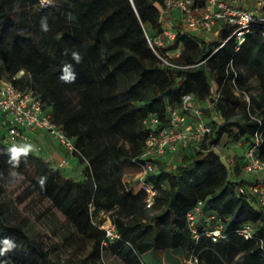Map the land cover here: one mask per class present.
<instances>
[{
	"label": "trees",
	"instance_id": "1",
	"mask_svg": "<svg viewBox=\"0 0 264 264\" xmlns=\"http://www.w3.org/2000/svg\"><path fill=\"white\" fill-rule=\"evenodd\" d=\"M39 1L0 0V70H7L9 78L24 71L12 79L15 85L31 86L40 93L52 119L73 138L79 151L76 157L88 164L85 163L86 177L79 181L65 177L33 151L21 157L17 170L47 194L80 235L93 240L96 254L103 248L102 241L107 240L113 250L122 252L125 264H147L141 256L143 252L169 247H183L186 254L193 250L198 264H264V208L236 190L237 185L247 181L239 178L243 160L240 165L231 163L214 149L224 134L235 141L241 138L246 146L259 134L257 154L264 159L262 28L253 23L238 48L234 36L227 38L233 30V25L227 23L219 41H196L192 34L176 31L175 43H181L182 50L181 60L173 61L193 64L178 68L163 63L153 52V48H161L151 46L147 39L148 30H163V0H64L65 6L53 9H47L52 5L40 7ZM42 18L47 19L46 32L40 26ZM223 40L213 52V45ZM73 51L81 55L80 63L72 60ZM207 61L209 66L205 65ZM238 62L255 73L261 89L259 100L251 98L238 84L243 81L241 73L229 68L230 63ZM66 63L75 69L74 83L59 79ZM233 83L248 93V103L234 94ZM69 92L78 96L71 107L66 102ZM187 93L193 97L191 102L197 99L208 103L211 108H204L206 115L213 113L212 122H208L211 131L198 143L205 149L189 153L187 150L197 146L191 144L167 152L164 157L150 158L157 164V171L145 176L156 189L150 208L156 203L162 208L144 220L150 209L143 202L146 191L127 186L120 178L96 180L99 178L94 166L102 157L113 159L115 164L125 159L137 164L135 160L143 151L147 135L145 120L156 116L165 124L168 111L179 107ZM239 107L243 108L242 114L235 118ZM0 128V138L7 144L0 153V163H8L12 145L27 142L9 139L5 124ZM93 133L104 136L107 145L86 157V143ZM122 135L127 137L125 145L121 143ZM172 155L179 156L180 164L173 170L166 169L164 164ZM198 200L202 206L195 237L187 226L186 213ZM92 201L95 214L103 211L111 217L119 234L114 241L107 239L100 221L93 223ZM211 214L223 223L225 236L216 241L206 235L216 222L207 219ZM5 218L0 204V240L6 238L7 230L14 229L29 247L44 256L24 229L8 225ZM245 222L253 225L249 238L238 232ZM239 252L241 261L235 259ZM49 263L70 264L56 260Z\"/></svg>",
	"mask_w": 264,
	"mask_h": 264
},
{
	"label": "rangeland",
	"instance_id": "2",
	"mask_svg": "<svg viewBox=\"0 0 264 264\" xmlns=\"http://www.w3.org/2000/svg\"><path fill=\"white\" fill-rule=\"evenodd\" d=\"M47 1L52 3V6L47 9H53L61 5L65 6L64 0ZM252 4L253 6L250 5V8L254 7L253 2ZM39 6L42 7L40 1ZM170 10L178 11L175 8L165 9L164 12L162 10L161 19L163 29L171 31V28L166 23L165 19L167 18V16H165L166 13ZM178 13H180V11H178ZM202 14L203 10L200 13H195L197 16ZM172 17L171 21L173 24H176L177 22L180 24L183 23L182 15H177L175 18L174 15H172ZM214 31H216L215 27L212 28L211 32ZM147 32L148 42L161 48H153V52L157 57L160 55L171 60H181L180 55L182 44L175 43L176 36L174 38L166 37L163 34V31L152 32L148 30ZM214 41L217 40L214 39ZM216 45L217 44H214L213 48H215ZM205 65L209 66L210 64L207 61L205 62ZM1 67L2 63L0 62V69ZM229 68L241 73L243 81L238 82V84L245 87L251 98L254 97L256 100H259L261 89L255 73L242 62H238L237 64L230 63ZM0 74L3 78H9L8 72L5 69L0 70ZM22 77L25 78L26 74ZM22 83L23 82L21 81L20 84L23 85ZM211 84L213 85V88H215L216 84L213 78H211ZM77 101L78 96L76 93L69 92L67 94L66 102L68 103V106L71 107ZM193 104L194 108L201 109L203 119L211 123V115H213V113L206 115L204 112L205 109L202 107V102L197 99L193 100ZM242 111L243 108L239 107L235 118L240 117ZM185 115L189 120H195L197 118L194 111H189ZM122 136L123 137L120 136V138H122L121 143L122 145H125L127 137L124 135ZM27 143L34 145V153L36 155H41L44 161H47L51 167L59 169L65 177H70L79 181L86 177L85 162L76 156L66 153L65 149L50 137L44 136L40 139L31 137ZM105 145H107L105 137L97 133H93L90 137H88L84 155L88 157L89 154L96 152ZM246 145L247 143L241 138L235 141L231 140L228 134H224L218 144L214 145V149L218 151L223 159L227 161L230 159L231 163H239L240 165L247 147ZM6 148L7 144H4L0 138V153H2ZM204 149V147L197 144V146H194L192 150L189 149L187 151L189 153H195L198 150ZM180 155H182V153H180ZM62 158L67 159L66 164L59 163ZM180 161L179 156L172 155L171 159L164 164V167L166 169L173 170L180 164ZM94 167L98 171L99 179L96 178V180L106 182L107 179L112 177L116 179L120 178L127 186L136 182L141 172L140 166L133 163L131 159H125L121 163L115 164L113 159L102 157ZM9 169L10 165L8 163H0V172L4 175V179H0V204L4 214L6 215L5 220L10 226L24 229L28 236L35 241L39 250L44 253V256H41L38 252L29 247L25 242V238L18 231L10 229L5 232L6 238L11 239L16 246L4 255H0V264H50L49 261L51 260H56L61 263L69 262L70 264H125L122 252H120L118 248L113 250L110 247L109 242L103 243L102 241L103 248L100 249L98 254L94 253L95 248L93 240L80 235L75 230L73 224L67 220L65 214L51 204L47 194L39 191L38 188L34 184L30 183L19 170L16 169V171L22 174L23 180L15 184L8 183L7 177ZM240 172L239 178H244L245 180H250L252 178L250 173L245 172L242 169ZM253 204L256 205L255 202ZM93 205L94 202L92 201L90 209L93 213V223H98V221H100V227L105 228L109 223L104 222L106 220L111 221V217L103 211H99L95 214L93 211ZM154 205V207L146 211L144 220H149L154 217V215L162 208L158 205V203ZM111 241L114 240L111 239ZM0 248H3L2 243H0Z\"/></svg>",
	"mask_w": 264,
	"mask_h": 264
},
{
	"label": "built area",
	"instance_id": "3",
	"mask_svg": "<svg viewBox=\"0 0 264 264\" xmlns=\"http://www.w3.org/2000/svg\"><path fill=\"white\" fill-rule=\"evenodd\" d=\"M43 7L52 5L50 1L40 0ZM201 4L203 14L195 15V7ZM177 9L183 16V20L189 27L211 31L219 19L224 23L233 25L230 36H234L237 41L236 48L245 40V34L250 30L254 23L262 28V37H264V0H255L253 8H241L232 6L225 0H163L160 14L165 9ZM166 37L174 38V32L163 29ZM148 38V35H147ZM226 38V39H227ZM225 39V40H226ZM221 41L213 50L215 52L225 41ZM150 43V42H149ZM160 43V42H159ZM151 46L152 43H150ZM158 55V54H157ZM159 59L172 67L187 68L193 64L176 63L158 55ZM24 73L20 70L12 78L0 77V124L7 127V136L11 140L28 141L25 132L38 130L44 132L52 140L62 146L66 153L76 156L79 153L74 144L72 137H69L65 131L53 119L51 114L45 108V100L40 93L31 86L19 88L12 79L18 78ZM234 94L249 102V95L246 91L238 89L233 83ZM219 94L214 93V99ZM190 93L182 97V103L179 107L168 111V120L162 124L156 116H150L145 120L147 124V135L144 140L143 151L135 162L140 166L141 187L146 191L143 200L146 208H150L154 203L156 189L153 185L145 180L148 173L157 171V164L150 158L164 157L167 152H175L179 149L188 147L191 144H198L211 131V126L205 121L201 114V109L194 108L190 102L192 100ZM194 111L197 118L188 120L186 113ZM260 144V136L256 134L253 140L248 144L243 154L242 170L252 175V178L244 184L236 186L240 194H244L256 205L264 208V159L258 156L257 149ZM230 161V159H228ZM85 163L88 162L84 159ZM60 164H66L67 159L62 158ZM202 201L198 200L196 204L187 211L186 222L191 233L198 237L196 222L200 214ZM207 219H216L212 229L206 230V235L210 236L213 241L224 237L223 223L219 217L211 214ZM108 240L116 239L119 234L115 230L112 221L104 228ZM244 238H249L253 234V225L250 222L242 224L238 230ZM104 240L103 243H106ZM182 264H198V257L193 250L187 252L183 257Z\"/></svg>",
	"mask_w": 264,
	"mask_h": 264
},
{
	"label": "crops",
	"instance_id": "4",
	"mask_svg": "<svg viewBox=\"0 0 264 264\" xmlns=\"http://www.w3.org/2000/svg\"><path fill=\"white\" fill-rule=\"evenodd\" d=\"M225 1L229 4H231L232 6H238L241 8H250L249 7L250 5L253 6L252 2L255 4V0H225ZM202 10H203V8H202L201 4H199L197 7H195L194 13H200ZM172 15H174V18H175L177 15L181 16V14L178 13V11H176V10H170L165 15V16H167V18H165L166 23L169 25V27L171 28V31L174 33L176 31H180L182 33H190L194 36L196 41H199L201 38L213 39V40L214 39L215 40L221 39L222 31L224 28V21L221 19H219L214 26L216 31L206 32V31H203L202 29H199V28L189 27L183 19H182V22H183L182 24H180L179 22H177L176 24H173L171 21L173 18ZM161 21H162V19H161ZM175 25L176 26L178 25L179 27L174 28L173 26H175ZM191 105L192 106L194 105L193 101L191 102ZM202 107L203 108L209 107V105L207 102L204 101V102H202ZM209 108H211V107H209ZM25 134L28 136V139H30L31 137L32 138L36 137V139H40L44 136H48L46 133L38 131V130H30V131L25 132ZM23 142H27V141H23ZM247 181H249V180H247ZM140 182H141V177L139 175L137 181L134 182L132 184V186L136 187V188L141 187ZM104 223H109V221L106 220ZM186 255H187L186 249L183 247H169V248H165V249L161 248V249H158L157 251L148 250L146 252H143L141 256L143 259L145 258L144 261L147 264H181L183 257ZM235 259L237 261H241L243 259L242 252H239L235 256Z\"/></svg>",
	"mask_w": 264,
	"mask_h": 264
},
{
	"label": "clouds",
	"instance_id": "5",
	"mask_svg": "<svg viewBox=\"0 0 264 264\" xmlns=\"http://www.w3.org/2000/svg\"><path fill=\"white\" fill-rule=\"evenodd\" d=\"M41 29L43 31H48V23L46 18L41 19ZM72 60L76 63L81 62V55L78 52L73 51L71 53ZM59 79L63 83H74L76 80V72L71 63H66L62 69H61V76ZM34 145L30 143H25L23 145H16L13 144L12 147L9 149V160L8 164L10 165V169L8 172L7 182L11 184L19 183L23 180V176L20 172L16 171V169L19 167L20 159L21 157H27L31 152H33ZM0 179H4V175L2 172H0ZM41 183H43V180H41ZM0 243L3 244V248H0V255H4L6 252L13 249L16 245L15 243L9 239L4 238Z\"/></svg>",
	"mask_w": 264,
	"mask_h": 264
}]
</instances>
